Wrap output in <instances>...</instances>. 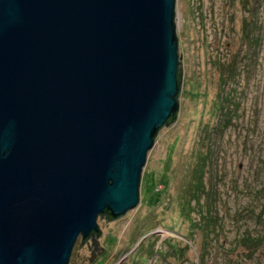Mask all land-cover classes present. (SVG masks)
<instances>
[{"label": "water", "instance_id": "95a60500", "mask_svg": "<svg viewBox=\"0 0 264 264\" xmlns=\"http://www.w3.org/2000/svg\"><path fill=\"white\" fill-rule=\"evenodd\" d=\"M175 20V0H0V264H68L138 205L179 111Z\"/></svg>", "mask_w": 264, "mask_h": 264}, {"label": "rangeland", "instance_id": "374dc122", "mask_svg": "<svg viewBox=\"0 0 264 264\" xmlns=\"http://www.w3.org/2000/svg\"><path fill=\"white\" fill-rule=\"evenodd\" d=\"M175 16L177 117L138 205L98 216L100 249L80 235L68 264H264V0H175Z\"/></svg>", "mask_w": 264, "mask_h": 264}, {"label": "trees", "instance_id": "16d2710c", "mask_svg": "<svg viewBox=\"0 0 264 264\" xmlns=\"http://www.w3.org/2000/svg\"><path fill=\"white\" fill-rule=\"evenodd\" d=\"M180 63V62H179ZM182 73H181V69H180V67H179V69H178V84H179V87H180V90H181V86H182ZM180 94V93H179ZM179 94H178V96H177V100L179 101ZM177 114H178V112L175 114V115H172L169 119H168V122H167V125H170L171 123H173L174 121H175V119H176V117H177ZM160 131V130H159ZM158 131V132H159ZM158 134V133H157ZM157 134H156V136H157ZM156 136L154 137V139L156 138ZM184 208V207H183ZM102 217H105V218H108L109 220H112V218H111V216L109 215V213H105V214H103V216ZM97 235H99V233L97 234ZM86 241V240H85Z\"/></svg>", "mask_w": 264, "mask_h": 264}, {"label": "flooded vegetation", "instance_id": "af4514ba", "mask_svg": "<svg viewBox=\"0 0 264 264\" xmlns=\"http://www.w3.org/2000/svg\"><path fill=\"white\" fill-rule=\"evenodd\" d=\"M87 241H89V239H86V241H85V242L87 243Z\"/></svg>", "mask_w": 264, "mask_h": 264}]
</instances>
